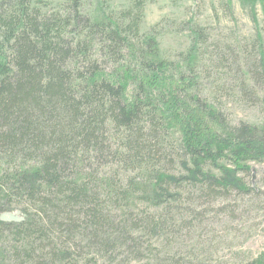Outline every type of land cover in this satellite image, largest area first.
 Segmentation results:
<instances>
[{
  "label": "trees",
  "instance_id": "trees-1",
  "mask_svg": "<svg viewBox=\"0 0 264 264\" xmlns=\"http://www.w3.org/2000/svg\"><path fill=\"white\" fill-rule=\"evenodd\" d=\"M92 1L0 0V215L19 212L0 217V264H169L187 215L255 191L264 26L219 44L188 24L172 59L143 28L147 0ZM217 68L231 79L210 91ZM223 97L263 120L232 119Z\"/></svg>",
  "mask_w": 264,
  "mask_h": 264
},
{
  "label": "rangeland",
  "instance_id": "rangeland-1",
  "mask_svg": "<svg viewBox=\"0 0 264 264\" xmlns=\"http://www.w3.org/2000/svg\"><path fill=\"white\" fill-rule=\"evenodd\" d=\"M58 1L40 0L41 5L53 7ZM243 1L253 3L254 0H147L143 28L161 33V48L172 59L189 44L188 24L203 27L210 41L215 43L235 40L245 44L255 33V24L257 28L264 26V6L258 4L252 10ZM88 2L94 4L92 0ZM108 4L118 9L127 2L109 0ZM217 69L207 81L210 91L231 79L226 69ZM221 100L228 104L227 112L234 120H263L262 111L257 108L239 106L233 103L237 100L227 97ZM253 166L254 172L246 182L255 188L254 193L245 196L232 193L228 199L204 203L198 214L187 215L182 230L171 236L169 246L173 252L169 264H241L264 254V162ZM0 217L18 219L19 212H7ZM167 244L165 240L163 244L156 243L157 253L165 255ZM166 258L165 255L164 260ZM94 260L92 263L81 260L79 264H127L120 259L114 262L100 258ZM143 260L128 264H155L150 258L144 257Z\"/></svg>",
  "mask_w": 264,
  "mask_h": 264
}]
</instances>
